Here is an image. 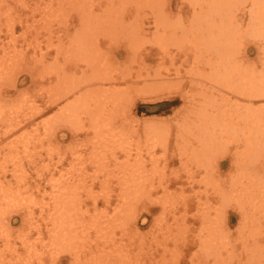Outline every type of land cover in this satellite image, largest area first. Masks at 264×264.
Segmentation results:
<instances>
[{
  "label": "rangeland",
  "instance_id": "obj_1",
  "mask_svg": "<svg viewBox=\"0 0 264 264\" xmlns=\"http://www.w3.org/2000/svg\"><path fill=\"white\" fill-rule=\"evenodd\" d=\"M71 1L0 0V264H85L88 261L83 254H80L81 251L78 252L79 256L76 255L78 258L74 256V250L70 251V248H76L74 243L70 247L66 246V243L51 241L52 215H50L49 209L53 206V200L56 199L57 194L62 191H64L63 196L65 194L66 197L67 195L75 197V203L79 204L77 211L84 218L91 220L95 214L97 215L95 217H97L98 224L95 229L89 230L92 237L86 239L87 243L95 245L97 242L101 245L105 244L108 239L110 242V238H112L110 243L107 242L113 246L115 252L121 251V248L128 250V254L122 255H125L127 259L125 257L124 260H122L123 257L120 258L121 264H155L156 262L159 264L161 261L163 263L160 264H173L172 262L174 264H240V261H244L243 249L249 246L245 241L242 242L243 237L252 233L250 236L252 242L250 243H254L255 236L260 238L262 235L264 237L262 234L264 233V224L263 227H259L261 234L253 233L257 228L251 232L245 231L241 225L242 211L235 202V192H232L231 188H239L241 182L245 180V177L242 179L243 176H254L257 172L258 188L249 192L255 198V202L258 200V196L263 190H260L259 184L260 182L262 184L264 179V170L261 171L262 167L264 169V148L258 153L260 157L255 163L244 165V167L243 165L237 166L238 161L236 160H245L246 156L243 155L239 158L238 152L242 148L236 147L233 137L227 140V136H225L223 141L227 140V147H219L220 149L216 148L215 151L210 142L211 147H205L210 150H207L208 156L205 155L207 151L204 147L200 151L191 152V147H195L192 142L196 141L195 134H204L208 131L204 128L201 129L199 122L195 121V119L203 117V113L200 114L201 102L208 96L203 93L214 92L217 96L215 98L219 102H222L225 95L228 97L230 95L229 98L232 99H229V104L234 102L237 106L239 99L243 104H247L245 99L242 100L243 97L246 98L247 91L244 94L245 88L241 85L235 87L236 90L225 89L218 83L217 85L213 84L214 81L208 77L212 71L211 59L209 60L211 57V37H205L208 33L207 24L201 23L199 28L202 31L193 30L194 33H191L193 36L191 37L190 34L186 38L185 34L183 35L186 26H183L182 23H179V27L178 25L173 26L174 24L170 22L171 26L175 28L172 31L174 35L168 36L166 34L163 43L160 40L161 44H158L159 39L162 38L155 37L159 31L154 29L156 27L151 22L155 19L156 12L150 6H141L142 4L126 1V8L119 11L116 6L121 5L120 0H80V2L74 0L72 1L74 4ZM239 1H241L239 5L244 4L246 6L244 9L239 8L237 16L231 23V30L237 35H244L245 41L242 50L248 57L246 61L244 60L245 65L248 66L247 69L255 64V68H258L263 74L264 59L261 57L264 56V40H256L254 35H251L254 33V28H252L254 25L250 18L251 0ZM112 2L113 7L109 5ZM261 5L264 7V0H261ZM104 7H106L105 11L103 10ZM164 8L166 11L162 14L164 16L169 14L167 15L168 18L166 17L168 22L173 20L176 22L177 19L180 20L182 15V20L188 25L195 10L188 3V0H169L165 2ZM110 9H112L111 13ZM115 9L118 12H114ZM138 9L143 15V19L140 15L143 22H141L140 29L136 31L140 33L139 36L136 35V32L134 33L136 42L130 45L129 40L123 35L119 36L112 33L115 32L111 30L114 25L111 24L110 26L109 22L115 21L116 24H120L119 22L123 21V25H131L132 18H134L133 11H138ZM115 13H118L116 19L119 17V19L121 18L120 21H118L119 19L113 20L114 17L112 18V16ZM204 14L209 17V14L203 13V16ZM19 15L23 18L29 17V20H24V23H21ZM45 15H51L49 20L46 19ZM105 15L108 18L105 21L109 20L106 24L103 21L106 19L104 18ZM99 16L100 18H98ZM101 17H103L102 20ZM97 20L101 23H98ZM149 20H151L150 23ZM9 21L14 22L12 32L8 29ZM32 24L34 27L31 26ZM46 24L49 25L47 28ZM85 24L95 26L94 29L92 26L89 27L91 32L88 31L90 33L87 37L90 36V38L84 37L86 39L82 40H87L89 45L92 43L90 46L97 44L92 46L91 49L94 51L91 52L93 54L100 52L98 53L101 55L100 57L96 53L99 58L96 59L97 61L102 62L104 59L109 62L110 68L108 67V69L110 71L106 70L108 73L103 70L100 73L98 70L96 72L92 66L87 64L89 58L85 53L87 50L84 51L86 42L83 41V43L80 41L81 39H78L82 34L81 30L84 27L88 28ZM98 24H100L99 27ZM149 26L151 28L148 29ZM159 26L161 27V25ZM106 27H108V31ZM99 28L106 29L99 30ZM258 31L261 35L264 29L261 28ZM180 35L184 37L182 38ZM198 35L201 41L198 39ZM202 37L204 38L202 39ZM196 41L200 42L196 43ZM207 41L209 42L207 43ZM80 43H83V49ZM165 43L167 44L164 46ZM199 44L203 51L209 50L207 52L209 57L206 55L199 57L195 48ZM95 48H99L98 51ZM72 49L76 51H74L76 55L74 52H70ZM145 49L150 51L148 55L144 53ZM135 51L138 52L135 53ZM79 53L82 56V61L79 58L81 56L76 59V56L80 55ZM11 62L14 68H9ZM94 71L99 76L91 75L92 72L96 74ZM157 72L159 76H157ZM105 73H107L108 78H103L106 76ZM67 79L70 81L67 82ZM161 81L163 82L160 83ZM101 86L104 89L108 88V90L104 91ZM211 86L215 87L212 88ZM91 87L93 91L90 89ZM111 88L113 89L110 90ZM97 89L103 91H99L100 94L111 92L110 95H117L118 99L116 96L114 97L116 99L112 97L109 99L107 96V98L101 97V95L98 97ZM240 89L243 90V93ZM122 90L125 93H122ZM85 92H89L88 95L92 94L93 97L91 95H89L90 98L85 96L87 95L84 94ZM237 93L242 98H239ZM203 95L206 97L204 98ZM174 98H176V102L171 101ZM111 99L115 101L112 102ZM262 102L264 103L263 100ZM113 104H115V107L113 106L114 111L111 107ZM100 105L105 108L104 111ZM67 107L70 109H68L69 112ZM100 109L102 110L99 112ZM107 109L112 111H110L111 115ZM197 109L199 112L196 111ZM261 109L264 112V104ZM90 110L92 111L90 112ZM252 110L254 109L252 108ZM207 116H211V114L209 113ZM228 118L230 119L231 116ZM259 118L260 115H252V113L249 116L244 115L242 116L244 121L238 123L237 128H243L252 119L257 120ZM193 121L197 125L192 123ZM230 124L231 127H235L234 121H231ZM182 125L184 129L181 127ZM204 125L203 127L206 126ZM186 126L188 127L186 128ZM101 128L103 129L101 130ZM151 131L153 132L151 133ZM180 133L181 135H179ZM160 135L166 136L164 137L165 144L160 142L164 139ZM103 138L105 141L110 138L111 142L110 140L109 143L105 142ZM263 139L264 137L261 138V140ZM154 141L157 142L154 143ZM161 144L164 145V148ZM186 148L188 151L185 150ZM100 152H103V157H99ZM121 162L122 166L119 165ZM134 162L140 163L138 168L136 164H133ZM94 172H97V176ZM122 172L125 174L124 176ZM133 174L134 178H137L136 175L138 178L141 175L139 180L141 179L143 182L145 179V183L141 184L137 180L138 183L136 184ZM106 175L110 177L108 178ZM129 175L132 177L127 179L128 181H124L123 179L128 178L126 176ZM123 181L128 184H124ZM58 182H60L59 184L62 182V185H59ZM125 185L131 190L126 191ZM132 185L135 189L132 188ZM157 185L158 187H156ZM138 187L142 190L140 191L141 195ZM66 191L69 194H66ZM124 191L126 192L123 193ZM135 196L138 198L141 196V198L137 201ZM150 199H155L156 205L150 202ZM230 199L235 200L230 201ZM51 203L53 204L51 205ZM120 205H124L123 208ZM126 205L129 207L127 208ZM115 206L119 208L116 209ZM214 206L221 209L217 212ZM124 207L128 210H125ZM130 207L134 209L129 211ZM207 213L211 214H209V218L204 219L203 214ZM172 216H175L176 219ZM211 216L212 218L216 217L218 221H212V230L207 228ZM256 216L258 221L256 224L264 222V215L261 217L260 214H257ZM122 220L125 222L119 224ZM181 227L184 234L179 231ZM96 230L101 235L95 236ZM208 235L211 237V248H209L210 244L205 241L210 238ZM113 241L114 243H112ZM81 243L78 241V249H81L83 244ZM167 246L168 251L165 249ZM109 252L113 253V251ZM161 252L165 261L160 259L162 258ZM88 256L90 260V254ZM112 256L107 257L112 259L110 258ZM168 256L169 258H166ZM128 258L130 261L126 263ZM114 261L118 263V259Z\"/></svg>",
  "mask_w": 264,
  "mask_h": 264
},
{
  "label": "bare ground",
  "instance_id": "obj_2",
  "mask_svg": "<svg viewBox=\"0 0 264 264\" xmlns=\"http://www.w3.org/2000/svg\"><path fill=\"white\" fill-rule=\"evenodd\" d=\"M5 1V0H4ZM59 1V0H58ZM66 1V0H65ZM72 1H74V0H72ZM71 1V2H72ZM84 1V0H83ZM89 1V0H88ZM125 1V2H124ZM126 1H128V2H135L136 4H142L141 6H143V5H146V6H150V8H152V10H154L156 13H155V19L154 20H152V22H151V20H149V23L151 22V24L152 23H154V26L156 27V28H154L155 30H157V31H159V33H158V35L157 36H155V37H160V38H162V39H159V41L160 40H162V43H163V39H165V36H166V34L169 36V35H171V34H173L174 35V32H172L175 28L174 27H172L171 26V24H174L173 26H175V25H178V27L180 26L179 25V23H182L183 24V26L185 25L186 26V31H184L185 33H183V35L185 34V37L187 36L188 37V35H190L191 33H194L193 32V30H201L200 28H199V25L201 24V23H205V24H207V28H208V33L206 34V38H209V37H211L210 39H211V50H210V52H211V57H209L208 56V51L207 52H205V50L203 51V48H201L202 46L199 44V46L198 45H196V49H197V54L199 55V57L200 56H208L209 57V60L211 61V65H210V67H211V71H212V73L211 74H208V77H210L211 78V81H214V83L213 84H216L217 85V83H218V85L220 86H222L223 88H225V89H232V90H236V88L235 87H237V86H242L243 88H245L244 89V94H245V92L247 91V95L249 96V97H251V98H249L247 95H246V98H242L238 93V97L239 98H242V100H244L245 99V101H246V103L247 104H243L242 102H241V100L239 99V102H238V104H237V106H236V104L234 103V102H231L230 104L228 103V101H229V99L231 100L232 98H229L230 97V95H229V97L228 96H224V98L222 99V102H219L216 98H215V96H216V94L214 93V92H205V93H203V94H207L208 96L206 97L205 95H203V97L205 98V100H202V102H201V104H202V106H201V109H200V114L201 113H203L202 115H203V117H201V118H197V119H195V121L196 122H199L198 124H200L201 125V129L202 128H204V129H206V130H208L206 133H202V134H199V135H197V134H195L196 135V141H198L199 142V144H198V142L196 143V141H192L193 142V144L195 145V147L193 146V147H191V152H196V151H200L201 150V148H205V147H207V146H209V148L211 147V145H210V142H211V144H212V147H213V150L215 151V149L216 148H218V149H220V148H224V147H227V144H226V141L228 140V138H230V137H233L234 138V143L236 144V147H239L241 150L238 152V156H239V158H241L243 155L244 156H246L245 158V160L243 159V160H241L240 161V159L239 160H236V161H238L237 162V166L239 165V167H241L242 165H243V167H244V165L246 166L247 164L249 165V164H253V163H255V161L260 157V155L258 156V153H260L261 152V149L263 150V148H264V139L263 140H261V138H263L264 137V112H262L261 110V107H262V105L264 104L263 102H262V100L264 101V80H263V74H261L262 72H260V70H258V68H255L256 66H255V64H254V66L253 67H251V68H249V69H247V67L248 66H246L245 65V61L247 60V56L245 55V53L243 52V50H242V46L244 45V35L243 34H241V35H237L236 33H234V32H232V30H231V23L233 22V19L237 16V12L239 11V8H242V9H244L245 7L244 6H246V5H244V4H240L239 5V2H241V1H239V0H188V3H190V5L192 6V8H194L195 10H194V12H193V17L191 16V21H190V24L188 25L187 24V22H186V24H185V22L182 20V15L180 16V20H178L177 19V21L176 22H173V21H167L166 19L168 18L167 17V15H169V14H167L166 16H164V14H162L164 11H166V9L164 8V6H165V2L166 1H169V0H120V2H121V5H119V4H117V5H119L118 7L116 6V4H115V6H116V8L117 9H119V11L121 10H124L126 7H125V3H126ZM144 1V2H143ZM172 1V0H171ZM174 1V0H173ZM70 2V1H69ZM79 2H80V0H79ZM86 2V1H85ZM27 3V2H26ZM66 3V2H65ZM73 4H74V2H72ZM82 3H84V2H82ZM81 3V4H82ZM58 4V3H57ZM80 4V5H81ZM90 4H91V1H90ZM113 2L111 3V4H109V5H111L112 7H113ZM77 5V4H76ZM9 7H10V5H8ZM88 7H89V4L87 5ZM114 6V7H115ZM78 7V6H77ZM105 8L106 7H104L103 8V10L105 11ZM50 9V8H49ZM58 9V8H57ZM241 9V10H242ZM44 10V9H43ZM51 10V9H50ZM63 10V9H62ZM80 10V9H79ZM89 10H90V8H89ZM96 10V9H95ZM109 10V9H108ZM111 10L112 9H110V13H111ZM56 11V10H55ZM117 10L115 9L114 10V12H116ZM49 12V11H48ZM67 12V11H66ZM88 12V11H87ZM93 12V11H92ZM113 12V13H114ZM118 12V11H117ZM124 12V11H123ZM250 12H251V14H250V18H251V22H252V24L254 25V26H252V28H254V33H251V35H254L253 37L254 38H256V40H258V39H263L264 40V32L261 34V35H259V31H258V29H261V28H263L264 29V7L261 5V0H251V8H250ZM9 13H10V11H9ZM47 13V12H46ZM63 13H64V11H63ZM90 13V12H89ZM121 12H119V14H120ZM153 13V12H152ZM203 13H207V14H209V17H207V15L206 14H204V16H203ZM84 14V13H83ZM95 14H98V13H95ZM94 14V15H95ZM104 14V13H103ZM116 14L118 15V13H115V15L114 16H112V18H113V20L114 19H116ZM124 14V13H123ZM133 14H134V18H132L133 19V22H132V24L131 25H123L122 23H123V21L121 22L120 21V19H119V17H117L118 19H116V20H118V21H120L119 23L120 24H116L117 22H115V21H112L111 23L109 22V20L106 22L105 20H107L108 18H106V15H105V17L104 18H106V19H103V21H105V23L104 24H106V23H108L109 22V24H110V26H111V24L112 25H114V27H110L111 28V30L112 31H115V32H112V33H114V34H116V35H119V36H124L127 40H129V43H130V45H131V43H132V45H133V43L134 42H136L135 41V39H134V33L137 31V30H139L140 29V27H141V22H143L141 19H140V15H141V10L140 9H138V11L137 10H134L133 11ZM57 15V14H56ZM100 15V14H99ZM121 15V14H120ZM12 16V15H11ZM51 16V15H50ZM50 16H46L45 15V17H46V19L47 20H49L48 18H50ZM54 16H55V14H54ZM53 16V17H54ZM64 16V15H63ZM68 16V15H67ZM95 16H97V15H95ZM111 16V15H110ZM142 16V19H143V15H141ZM145 16V15H144ZM206 16V17H205ZM57 17V16H56ZM66 17V16H65ZM85 17V16H84ZM109 17V16H108ZM138 17V18H137ZM167 17V18H166ZM179 17V16H178ZM12 18V17H11ZM87 18H88V16H87ZM90 18V17H89ZM98 18H100V16L98 17ZM102 18L103 17H101V20H102ZM137 18V19H136ZM19 19H20V22L21 23H24V20L26 21V20H29V17H25V18H23L22 16H20L19 15ZM52 19V18H51ZM55 19V18H54ZM53 19V20H54ZM66 19V18H65ZM109 19H110V17H109ZM138 19H139V21H138ZM171 19V18H170ZM10 20H12V19H10ZM45 20V19H44ZM89 21V20H88ZM87 21V22H88ZM98 21V20H97ZM96 21V22H97ZM166 21V22H165ZM186 21V20H185ZM10 23H9V25H8V29L10 30V32H12L13 31V28H14V22H11V21H9ZM44 22V21H43ZM49 22V21H48ZM47 22V23H48ZM90 22V21H89ZM146 22V21H145ZM170 22H171V24H170ZM188 22H189V20H188ZM61 23V22H60ZM82 23V22H81ZM98 23H101L100 21H98ZM28 24V23H27ZM181 24V25H182ZM86 26H88V28L87 27H84V29L83 30H81V36H79L78 37V39L81 41V42H86L85 40H82V39H86V38H90V36L89 37H87V35H88V33H90L91 31H90V29H89V27H91L92 25H87V24H85ZM121 25H123V26H121ZM146 25H148V24H146ZM157 25V26H156ZM159 25H161V27L159 26ZM31 26H33L34 27V25L32 24ZM49 26V25H48ZM47 26V24H46V28L48 27ZM95 26V25H94ZM94 26H92V29H94L93 27ZM100 26V24H98V27ZM107 26V25H106ZM109 26V25H108ZM182 26V27H183ZM196 26H198V28H196ZM203 26V25H202ZM201 26V27H202ZM98 27L96 28V30L98 29ZM103 28H104V25H103ZM103 28H101L102 30H105L106 28H107V31H108V27H106L105 29H103ZM149 28H151V26H149L148 27V29ZM158 28V29H157ZM82 29V28H81ZM100 28H99V30H101ZM180 29V28H179ZM79 30V29H78ZM110 30V29H109ZM88 31H90V32H88ZM202 31V30H201ZM38 33V32H37ZM40 33V32H39ZM38 33V34H39ZM101 33V32H100ZM109 33H111V32H109ZM79 34V35H80ZM138 34H140V33H137L136 32V35L137 36H139ZM85 35V36H84ZM92 35V34H91ZM108 35V34H107ZM143 35V34H142ZM145 35V34H144ZM177 35V34H176ZM179 35V34H178ZM202 35H204L203 34V32H202ZM95 36V35H94ZM93 36V38H96V37H94ZM114 36V35H113ZM152 36V35H151ZM193 35L191 34V37H192ZM195 36V35H194ZM84 37H86V38H84ZM92 37V36H91ZM153 37V36H152ZM154 37V38H155ZM178 37V36H177ZM180 37H182L181 35H180ZM184 37V36H183ZM182 37V38H183ZM186 37V38H187ZM198 37H199V35H198ZM197 37V38H198ZM252 37V38H253ZM92 38V39H93ZM204 37H202V39H203ZM76 39H77V37H76ZM113 39V38H112ZM157 39V38H156ZM156 39H155V42H156ZM190 39V38H189ZM189 39H186V40H189ZM198 39H200V41H201V38L199 37ZM173 40V39H172ZM72 41V40H71ZM78 41V40H77ZM79 41V42H80ZM148 41V40H147ZM190 41V40H189ZM199 41V42H200ZM59 42V41H58ZM78 42V43H79ZM83 42V43H84ZM95 42V41H94ZM111 42V41H110ZM128 42V41H127ZM158 42V41H157ZM169 42V41H168ZM191 42V41H190ZM198 41H196V43H199ZM209 41H207V43H208ZM64 43V42H63ZM72 43V42H71ZM83 43H80L81 44V48L83 49L84 48V45H83ZM96 43V42H95ZM98 43V42H97ZM139 43V42H138ZM174 43H176V42H174ZM207 43H205V45L207 46ZM48 44V43H47ZM79 44V45H80ZM92 44V43H91ZM90 44V45H91ZM152 44V43H151ZM158 44H161V41L158 43ZM167 43H165L164 44V46L166 45ZM203 44V43H202ZM65 45H66V43H65ZM89 45V43L88 42H86V45H85V48H84V51L85 50H87V51H85V53H87V55H88V58H89V63L87 62V64H88V66H92V68H94L95 69V71L97 72V70H98V72L100 73V72H102V70L103 71H106V70H109L110 71V69H108V67H109V62L108 61H105L104 59H103V61L102 62H100V61H97L96 59H99L98 58V56L97 55H99L98 53H100V52H96L97 53V55H96V53L95 54H93L92 52L94 51H92V46H90ZM95 45H97V44H95ZM94 45V46H95ZM129 45V46H130ZM140 45V44H139ZM138 45V46H139ZM143 45V44H142ZM175 45V44H174ZM63 46H64V44H63ZM71 46V45H70ZM93 46V47H94ZM99 46V45H98ZM163 46V47H164ZM177 46V45H176ZM191 46V45H190ZM194 46H195V44H194ZM201 46V47H200ZM67 47V46H66ZM69 47V46H68ZM80 47V46H79ZM131 48H132V46H130ZM205 47V46H204ZM162 48V47H161ZM189 48V47H188ZM187 48V49H188ZM75 49V48H74ZM74 49H72V50H70V52L72 51V52H74L75 50ZM78 49V48H77ZM80 49V48H79ZM99 49V48H98ZM98 49L97 48H95V50H97L98 51ZM165 49V48H164ZM186 49V50H187ZM81 50V49H80ZM79 50V51H80ZM101 50V49H100ZM137 50V49H136ZM138 50H139V48H138ZM146 51L144 52L146 55H148L149 53H150V51H148V49H145ZM185 50V49H184ZM190 50V49H189ZM92 51V52H91ZM107 51V50H106ZM134 51V50H133ZM64 52V51H63ZM76 52V51H75ZM74 52V53H75ZM136 52H138V51H135V53ZM177 52V51H176ZM18 54V53H17ZM68 54V53H67ZM78 54V53H77ZM80 54V53H79ZM134 54V53H133ZM75 55H76V53H75ZM173 55V54H172ZM240 55V56H239ZM241 55H242V57H241ZM78 56H81V54L80 55H77L76 56V59H77V57ZM101 55H99V57H100ZM134 56H136V55H134ZM133 56V57H134ZM56 57V56H55ZM74 57V56H73ZM105 57V56H104ZM80 58V60H81V58H82V56L81 57H79ZM78 58V59H79ZM246 58V59H245ZM105 59H106V57H105ZM195 59V58H194ZM261 59H264V56H262L261 57ZM79 60V61H80ZM245 60V61H244ZM58 61V60H57ZM82 61V60H81ZM14 62V61H13ZM113 62V61H112ZM207 63H210V62H207ZM15 64V63H14ZM159 64V63H158ZM9 65V64H8ZM10 65H11V67H9V68H14L13 67V65H12V62L10 63ZM18 65V64H17ZM209 65V64H208ZM244 65H245V67H244ZM16 67V66H15ZM84 67V66H83ZM98 68V69H97ZM100 68V69H99ZM110 68V67H109ZM84 69V68H83ZM93 69V70H94ZM7 70V69H6ZM141 70V69H140ZM9 71V70H8ZM11 71H14V70H11ZM10 71V72H11ZM83 71V70H82ZM94 71V72H95ZM9 72V73H10ZM95 72V73H96ZM107 72V71H106ZM114 72V71H113ZM8 73V72H7ZM108 73V72H107ZM107 73H105L106 74V76H104L103 78H105V77H107ZM160 73V72H159ZM68 74V73H67ZM90 74V73H89ZM105 74H102V75H105ZM110 74H111V72H110ZM117 74V73H116ZM148 74H150V73H148ZM2 75V74H1ZM91 75H98L97 73L96 74H94L93 72H92V74ZM128 75V74H127ZM126 75V76H127ZM140 75H142V74H140ZM155 75V74H154ZM90 76V75H89ZM99 76V75H98ZM149 76H151V75H149ZM157 76H159L158 75V72H157ZM157 76H155V77H157ZM163 76V75H162ZM6 77H7V74H6ZM6 77H4L5 79H6ZM70 77V76H69ZM139 77V76H138ZM90 78V77H89ZM96 78H97V76H96ZM95 78V79H96ZM108 78V77H107ZM111 78V77H110ZM154 78V77H153ZM3 79V78H2ZM9 79V78H8ZM72 79H74L73 77H72ZM78 79V78H77ZM112 79V78H111ZM156 79V78H155ZM209 79V78H208ZM75 80V79H74ZM84 80H85V78H84ZM65 81V80H64ZM67 82H69L68 81V79L66 80ZM100 81H101V79H100ZM103 81V80H102ZM105 81V80H104ZM159 81V80H158ZM171 81V80H170ZM2 82V81H1ZM60 82V81H59ZM78 82V81H77ZM93 82H95V81H93ZM163 81H161L160 83H162ZM21 83V82H20ZM79 83H80V80H79ZM82 83V82H81ZM13 84V83H12ZM60 84V83H59ZM173 84V83H172ZM212 84V83H211ZM96 85V84H95ZM152 85V84H151ZM155 85V84H154ZM163 85H164V83H163ZM162 85V86H163ZM97 86V85H96ZM149 86V85H148ZM167 83H166V88H167ZM60 87V86H59ZM78 87V86H77ZM103 86H101V88H102ZM105 87H107V86H105ZM150 87V86H149ZM148 87V89H150ZM164 87V86H163ZM212 87V86H211ZM215 87V86H214ZM214 87H212V88H214ZM66 88V87H65ZM68 88V87H67ZM70 88V87H69ZM73 88V87H72ZM95 88V87H94ZM99 88H100V86H99ZM110 88V87H109ZM123 88V87H122ZM125 88V87H124ZM147 88V87H146ZM151 88H154V90L156 89L155 87H151ZM74 89V88H73ZM72 89V90H73ZM91 90H92V87L90 88ZM104 91L105 90H108V88L107 89H104V88H102ZM113 88H111L110 90H112ZM147 89V90H148ZM117 90H120V89H117ZM151 90V89H150ZM241 90V89H240ZM93 91V90H92ZM99 91H102L101 89H99ZM99 91H98V89H97V93H99ZM115 91V90H114ZM123 91V90H122ZM152 91V90H151ZM157 91V90H156ZM229 91V90H228ZM242 91V93H243V90H241ZM103 92V91H102ZM108 92V91H107ZM163 92V91H162ZM63 93V92H62ZM88 93L89 92H85L84 94H87V95H85V96H88L89 97V95H91L92 96V94H89L88 95ZM96 93V94H97ZM109 93V94H108ZM108 93H105V94H103V93H99V95H98V97L101 95V97H109V99H110V97H112V98H114L115 96L117 97V95H115V96H111L110 95V93L111 92H108ZM121 93V92H120ZM122 93H125L124 91L122 92ZM61 94V93H60ZM102 94H103V96H102ZM65 95V94H64ZM80 95V94H79ZM94 95V94H93ZM59 96V95H58ZM82 96H84L83 94H82ZM93 97V96H92ZM95 97H96V95H95ZM95 97H94V99H95ZM106 97V98H107ZM120 97V96H119ZM123 97V96H122ZM128 97V96H127ZM217 97V96H216ZM235 97V96H234ZM57 98V97H56ZM62 98V97H61ZM77 98H78V96H77ZM76 98V99H77ZM81 98V97H80ZM84 98V97H83ZM90 98V97H89ZM105 98V99H106ZM104 99V100H105ZM114 99H116V98H114ZM117 99H118V97H117ZM121 99H123V98H121ZM56 100V99H55ZM79 100V99H78ZM77 100V101H78ZM87 100V99H86ZM93 100V99H92ZM112 100V99H111ZM71 101H73L74 103H75V101L74 100H72L71 99ZM108 101V100H107ZM110 101V100H109ZM113 101H115V100H112V102ZM117 101H119V100H117ZM171 101L172 102H176V98H174V99H171ZM204 101H205V103H204ZM210 101H211V104H210ZM224 101V102H223ZM72 102V103H73ZM120 102V101H119ZM230 102V101H229ZM67 103V102H66ZM103 103V102H102ZM109 103V102H108ZM116 103V102H115ZM118 103V102H117ZM121 103V102H120ZM188 103H190V102H188ZM53 104V103H52ZM76 104V103H75ZM104 104H106V103H104ZM112 104V103H111ZM196 104V103H195ZM259 105V107H257L258 105ZM102 105V104H101ZM100 105V106H101ZM107 105V104H106ZM117 105H119V103L117 104ZM116 105V106H117ZM99 106V107H100ZM113 106L115 107V104H113L111 107L113 108ZM65 107V106H64ZM69 107V106H68ZM67 107V110L69 109ZM74 107V106H73ZM83 107V106H82ZM102 108H103V106H101ZM195 107V106H194ZM199 108H200V106H198ZM197 107V108H198ZM80 108V107H79ZM110 108V107H109ZM108 108V109H109ZM252 108L254 109V110H252ZM76 109V108H75ZM85 109H87V107H85ZM91 109V108H90ZM99 109V108H98ZM107 109V110H108ZM248 109V110H247ZM70 110V109H69ZM69 110H68V112H69ZM93 110V109H92ZM92 110H90V112L92 111ZM102 109H100L99 110V112L101 111ZM105 110V108H103V110L102 111H104ZM115 109L113 108V110L112 111H114ZM194 110V109H193ZM205 110V112H203ZM35 111V110H34ZM89 111V110H88ZM109 111V110H108ZM111 111V110H110ZM109 111V112H110ZM111 111V112H112ZM197 112H199V110L197 109L196 110ZM72 112V111H71ZM111 112H110V115H111ZM194 112H195V110H194ZM37 113V112H36ZM94 113V112H93ZM211 114V116H207V114ZM251 113H252V115H260V118L259 119H257V120H255V119H252L249 123H246V125L243 127V128H237V124L238 123H242L244 120H242V116H249V115H251ZM190 114H192V113H190ZM199 114V115H200ZM70 115V114H69ZM96 115V114H95ZM98 115V114H97ZM109 115V114H108ZM108 115H105V116H108ZM195 115H196V113H195ZM228 116H231V118L229 119L228 118ZM68 118V117H67ZM67 118H66V120H67ZM70 118V117H69ZM97 118H98V116H97ZM97 118H95V119H97ZM195 118V117H194ZM75 119V118H74ZM70 120V119H69ZM72 121V120H71ZM231 121H234L235 122V127L234 126H232L231 127V124H230V122ZM73 122V121H72ZM192 123H194V121L192 122ZM94 124H96V123H94ZM150 124V123H149ZM195 125H197L196 123H194ZM206 126H205V125ZM252 124V125H251ZM110 125V124H109ZM184 125V124H183ZM183 125L181 126V127H183ZM203 125L205 126V127H203ZM234 125V124H233ZM94 126V125H93ZM96 126H98V125H96ZM185 126V125H184ZM190 126V125H189ZM211 126V127H210ZM102 127V126H101ZM180 127V128H181ZM188 126H186V128H187ZM196 127V126H195ZM80 128H81V126H80ZM197 128V127H196ZM100 129V128H99ZM103 128H101V130H102ZM183 129H184V127H183ZM194 129V128H193ZM233 129H235V131H232ZM108 130V129H107ZM156 130H157V128H156ZM190 130V129H189ZM238 130H239V132H238ZM184 131V130H183ZM192 131V130H191ZM51 132V131H50ZM153 131H151V133H152ZM168 132V131H167ZM180 132V131H179ZM192 133V132H191ZM200 133V132H199ZM97 134V133H96ZM101 134V133H100ZM47 135H48V132H47ZM97 135H99V134H97ZM104 135H107V134H104ZM179 135H181V133L179 134ZM183 135V134H182ZM95 136V135H94ZM103 136V135H102ZM101 136V137H102ZM152 136H154V135H152ZM161 137H166L165 135L164 136H162V135H160ZM225 136H227V140L225 139L224 141H223V139L225 138ZM48 137V136H47ZM46 137V138H47ZM60 137H61V135H60ZM66 137V136H65ZM99 137V136H98ZM179 137H181V136H179ZM105 138V137H104ZM103 138V139H104ZM184 138H185V136H184ZM183 138V139H184ZM95 139H96V137H95ZM101 139V138H100ZM112 139H113V137H112ZM159 139H160V137H159ZM158 139V140H159ZM167 139V138H166ZM261 141H260V140ZM110 140V142H111V139L109 138L108 140H106L107 142ZM140 140V139H139ZM163 140V141H162ZM160 142H164L165 141V138L164 139H162ZM104 141H105V139H104ZM105 141V142H106ZM113 141V140H112ZM148 141V140H147ZM152 141V140H151ZM167 141V140H166ZM186 141V140H185ZM155 142H157V141H154V143ZM98 143H99V141H98ZM109 143V142H108ZM107 143V144H108ZM139 143V142H138ZM149 143V142H148ZM154 143H152V144H154ZM158 143H159V141H158ZM185 143V142H184ZM188 143V142H187ZM97 144V143H96ZM115 144V143H114ZM160 144V143H159ZM164 144H165V142H164ZM177 144H178V142H177ZM181 144V143H180ZM122 145V144H121ZM162 145V144H161ZM181 145H183V144H181ZM104 146V145H103ZM102 146V147H103ZM106 146V145H105ZM115 146V145H114ZM146 146V145H145ZM164 145H162V147H163ZM185 146V145H184ZM183 146V147H184ZM186 146H187V144H186ZM189 146V145H188ZM129 147V146H128ZM156 147V146H155ZM181 147V146H180ZM220 147V148H219ZM108 148V147H107ZM111 148V147H110ZM148 148V147H147ZM153 148V147H152ZM164 148V147H163ZM180 149V148H179ZM179 149H178V151H179ZM217 149V150H218ZM122 150V149H121ZM131 150H133V149H131ZM181 150V149H180ZM185 150H187V148L185 149ZM184 150V151H185ZM202 150H204V149H202ZM205 150L207 151V150H209V149H206L205 148ZM96 151H97V149H96ZM101 151V150H100ZM106 151V150H105ZM124 151V150H123ZM129 151V150H128ZM148 151V150H147ZM188 151V150H187ZM186 151V152H187ZM190 151V150H189ZM210 151V150H209ZM213 151V152H214ZM104 152V151H103ZM102 152V153H103ZM181 152H182V150H181ZM205 152V151H204ZM217 152V151H216ZM263 152V151H262ZM96 152H94V154H95ZM97 153H99L98 151H97ZM96 153V154H97ZM102 153L100 152V156L99 157H103L102 156ZM111 153V152H110ZM131 153V152H130ZM202 153V152H201ZM108 154V153H107ZM234 154V153H233ZM93 155V154H92ZM104 156H105V154H103ZM185 155V154H184ZM183 155V156H184ZM205 155L206 156H208V151L207 152H205ZM97 156V155H96ZM116 156V155H115ZM153 156V155H152ZM166 156V155H165ZM202 156V155H201ZM263 156V155H262ZM106 157V156H105ZM104 157V158H105ZM113 157V156H112ZM198 157V156H197ZM204 157V156H203ZM202 157V158H203ZM103 158V160H104V162H105V159ZM113 158H115V157H113ZM190 158V157H189ZM254 158H256V159H254ZM154 159V158H153ZM157 159V158H156ZM187 159H188V157H187ZM102 160V159H101ZM102 160V161H103ZM155 160V159H154ZM98 161H100V160H98ZM109 161V160H108ZM101 162V161H100ZM104 162H102V163H104ZM123 162V161H122ZM122 162H121V164L119 163V165H121L122 166ZM128 162H129V160H128ZM138 162H140V161H138ZM155 162V161H154ZM158 162V161H157ZM114 164H115V162H113ZM125 164V163H124ZM134 165L136 164V162H134L133 163ZM139 164L140 163H138V164H136L137 165V168H138V166H139ZM142 164H143V162H142ZM141 164V165H142ZM117 165V164H116ZM144 165V164H143ZM156 165V164H155ZM82 166V165H81ZM99 166V165H98ZM129 167L131 166V164L130 165H128ZM157 166V165H156ZM155 166V167H156ZM206 166V165H205ZM140 167H142V166H140ZM154 167V166H153ZM105 168V167H104ZM121 168V167H120ZM128 168V167H127ZM143 168V167H142ZM141 168V169H142ZM144 169V168H143ZM142 169V170H143ZM150 169V168H149ZM262 170L261 171H263L264 169H263V167L261 168ZM99 170V169H98ZM101 170V169H100ZM138 170V169H137ZM139 170H140V168H139ZM156 170V169H155ZM154 170V171H155ZM122 171V170H121ZM124 171H126V169H124ZM97 172H99V171H97ZM97 172H94V174H95V176H97ZM130 172H132V171H130ZM136 172V171H135ZM146 172V171H145ZM152 172H153V169H152ZM244 172V171H243ZM242 172V173H243ZM103 173V172H102ZM126 173V172H125ZM129 173V172H128ZM149 173V172H148ZM155 173H156V171H155ZM155 173H152V174H155ZM99 174V173H98ZM114 174V173H113ZM127 174V173H126ZM136 174H137V172H136ZM241 174V173H240ZM122 175L124 176L125 174L122 172ZM131 175V174H130ZM126 176V177H128V178H126V179H123L124 181H126L127 179H129L130 177H132V176ZM160 175V174H159ZM158 175V176H159ZM243 175V174H242ZM249 175V174H248ZM263 175H264V173H263ZM80 176H81V174H80ZM94 176V177H95ZM107 176V175H106ZM137 176V178H138V175H136ZM141 176V175H140ZM140 176H139V178H140ZM256 176H257V172H256V174H254V176L252 175V176H247V175H245V176H243L242 177V179L244 178L245 180L243 181V182H241V184L239 185L240 187L239 188H234V187H232L231 188V190H232V192H235V199H230V201H232V200H235V202H236V204L239 206L238 208H240V210L242 211V218H241V220H242V223H241V225H242V227L243 228H245V231L247 230H249L250 232L251 231H253V230H255V228H257V230H255V231H253V233H255L256 235H257V232L259 233V234H261L260 233V229H259V227H263V224H264V222H262V223H257L256 224V222H258L257 221V214L259 215L260 214V216L262 217V215H264V179H263V182H262V184H261V182H260V184H259V188H260V190L261 189H263L262 191H261V193H260V195L258 196V200L255 202L254 201V199L255 198H253V196L251 195V190L252 189H257L258 188V182H257V178H256ZM260 176V175H259ZM108 178L110 177V176H107ZM120 177H122V176H120ZM142 177V176H141ZM163 177V176H162ZM162 177H161V179H162ZM102 178V177H101ZM133 178H134V174H133ZM136 177L134 178V180H136L135 182H136V184L138 183V181L137 180H139V178L137 179ZM147 178V177H146ZM263 178V177H262ZM69 179V178H68ZM122 179H121V181H122ZM144 179V178H143ZM260 179V178H259ZM120 180V179H119ZM164 180V179H163ZM124 181H123V183H124ZM128 181V180H127ZM131 181V180H130ZM145 181V179L143 180V182ZM169 181V180H168ZM83 182V181H82ZM139 182H141V179L139 180ZM143 182H141V184L143 183ZM216 182V181H215ZM60 182H58V184H59ZM109 182H108V180H107V184H108ZM120 183V182H119ZM130 183V182H129ZM145 183V182H144ZM143 183V184H144ZM161 183V182H160ZM170 183V182H169ZM74 184V183H73ZM85 184V183H84ZM106 184V183H105ZM106 184V185H107ZM124 184H128L127 182H125ZM140 184V186H142ZM157 184H159V183H157ZM59 185H62V182H61V184H59ZM66 185V184H65ZM130 185H131V183H130ZM129 185V186H130ZM71 186V185H70ZM139 186V185H138ZM139 186V187H140ZM161 186V185H160ZM166 186V185H165ZM63 187V186H62ZM105 187V186H104ZM106 187H108V186H106ZM125 187H126V185H125ZM124 187V188H125ZM139 187H138V189H139ZM144 187V186H143ZM156 187H158V185L156 186ZM156 187H154V188H156ZM167 187V186H166ZM57 188H58V186H57ZM84 188V187H83ZM123 188V189H124ZM132 188H134V186L132 185ZM219 188V187H218ZM65 189H68V188H65ZM72 189V188H71ZM82 189V188H81ZM111 189V188H110ZM129 189V187L127 188L126 187V191ZM135 189V188H134ZM144 189H145V187H144ZM143 189V190H144ZM157 189V188H156ZM90 190V189H89ZM122 190V189H121ZM129 190H131V189H129ZM68 191V190H67ZM66 191V194H69L68 192ZM126 191H124L123 193H125ZM140 191H142L141 189H139V194L141 195V193H140ZM220 191V190H219ZM250 191V192H249ZM63 192L64 191H62V192H59L58 194H57V196L55 197L56 199L55 200H53V202H54V204L53 203H51V205L53 204V206H51L50 207V211H51V213H50V215H52V221H51V223H52V227H51V241L52 242H54V243H60V242H62V243H66V246H70L71 247V244H73L74 243V245L76 246V248H70V251L71 250H74L73 251V254H75L74 256H79V254H78V252L79 251H81V253L80 254H83V256H84V258L85 259H87L88 261H86V263L85 264H111L114 260H116V259H118V263H117V261H114L112 264H119V262H120V264H121V261H120V258L121 257H123V259L122 260H124V257L127 259V257L124 255V256H122L123 254H128L129 252H128V250H122V248H121V251H117V252H115L114 250V248H112L113 246H111L109 243L113 240L112 238H110L111 239V241L109 242L108 240H106L105 241V244H101V245H99V243H97L96 242V244L94 245V244H90V243H87V241H86V239H88V238H91L92 237V234L90 233L89 234V230L90 229H95L96 228V226H97V217H95V215H94V218H91V220H88V219H86V218H84L81 214H79L78 213V211H77V209H78V203H75V197H72V196H69V195H67V197L65 196V194H64V196H63ZM133 192V191H132ZM136 192V191H135ZM144 192V191H143ZM71 193V192H70ZM122 193V194H123ZM52 194V193H51ZM132 194V193H131ZM163 194V193H162ZM75 195H76V193H75ZM133 195V194H132ZM135 195H137V194H135ZM144 195V194H143ZM165 196H166V194H164ZM163 195V196H164ZM91 196V195H90ZM138 196V195H137ZM137 196H135V197H137ZM150 196V195H149ZM148 196V197H149ZM52 197V196H51ZM77 197V196H76ZM108 197V196H107ZM106 197V198H107ZM130 197V196H129ZM132 197H134V195L132 196ZM158 197V196H157ZM161 197H162V195H161ZM161 197H159V198H161ZM79 198V197H78ZM131 198V197H130ZM141 198V196L138 198H136V200L137 199H140ZM229 198V197H228ZM233 198V197H232ZM54 199V198H53ZM80 199V198H79ZM127 199V198H126ZM135 199V198H134ZM108 200V199H107ZM106 200V201H107ZM129 200V199H128ZM131 200V199H130ZM151 201L150 202H153V204L154 205H156L154 202L156 201L155 199H150ZM134 201V200H133ZM138 201V200H137ZM95 202V201H94ZM122 202V201H121ZM121 204V203H120ZM131 204V203H130ZM158 204V203H157ZM167 204V203H166ZM163 205V204H162ZM165 205V204H164ZM121 206V205H120ZM124 206V205H123ZM123 206H121L122 208H123ZM134 206V205H133ZM118 207V206H117ZM126 207H127V205H126ZM129 207V206H128ZM127 207V208H128ZM115 208H116V206H115ZM119 208V207H118ZM118 208H116V209H118ZM125 209V207H124V209L125 210H128V209ZM131 209H129V211L130 210H133L132 209V207H130ZM156 208V207H155ZM163 208H165V206H163ZM214 208H215V211H217L218 212V210H220L219 209V207L218 206H214ZM249 208V209H248ZM80 209V208H79ZM121 209V208H120ZM115 210V209H114ZM124 210V211H125ZM42 211V210H41ZM80 212H81V209L79 210ZM119 211V210H118ZM123 211V210H122ZM165 211V210H164ZM126 213H127V211H125ZM132 212V211H131ZM173 212H174V210H173ZM48 213V212H47ZM151 213V212H150ZM165 213V212H164ZM124 214V213H123ZM127 214H129V213H127ZM126 214V215H127ZM134 214V213H133ZM209 214H211V213H207V214H203L204 216V219H206V218H209ZM121 215V214H120ZM137 215V214H136ZM173 215H174V213H173ZM176 215V214H175ZM179 215H181V214H179ZM221 215V214H220ZM97 216V215H96ZM164 216V215H163ZM50 217V216H49ZM83 219H82V218ZM99 217V216H98ZM135 217V216H134ZM172 217H175V216H172ZM264 217V216H263ZM116 218H118V217H116ZM160 218V217H159ZM162 218V217H161ZM164 218V217H163ZM260 218V217H259ZM258 218V219H259ZM48 219H50V218H48ZM143 219H146V218H143ZM175 219H176V217H175ZM180 219H181V217H180ZM214 220H216V217H213L212 218V216H211V221H210V224H208V227L207 228H210L211 229V223H212V221H214ZM220 220V219H219ZM260 220V219H259ZM165 221V220H164ZM217 221V220H216ZM263 221V220H262ZM125 221H123L122 220V222L120 221L119 222V224H121V223H124ZM177 222H178V220H177ZM218 222V221H217ZM129 224H131L130 222H128ZM176 223V222H175ZM183 224H184V222H182ZM216 223V222H215ZM92 226H91V225ZM145 224V223H144ZM178 224V223H177ZM124 225V224H123ZM181 226V225H180ZM215 226V225H214ZM92 227V228H91ZM121 227V226H120ZM122 228V227H121ZM131 228V227H130ZM152 228V227H151ZM154 228V227H153ZM169 228V227H168ZM134 229V228H133ZM241 229V228H240ZM123 230V229H122ZM151 230V229H150ZM154 230V229H153ZM168 230V229H167ZM182 230V227H181V229H179V231L182 233L183 231H181ZM212 230V229H211ZM246 231V232H247ZM263 231V230H262ZM148 232V230L146 231V233ZM186 232V231H185ZM145 233V232H144ZM173 233H175V232H173ZM133 234V233H132ZM140 234V233H139ZM178 234V233H177ZM183 234H184V232H183ZM262 234H264V233H262ZM99 235H101V233L99 232V231H97L96 230V234H95V236H99ZM122 235V234H121ZM141 236H142V234H140ZM152 235V234H151ZM252 235V233H250V235L249 236H244L243 237V240H242V242H246V244L247 245H249V246H247V247H244V249H243V252H244V257H243V259H244V261H242L243 262V264H264V237L261 235L260 236V238L259 237H256L255 236V241H254V243H250V242H252V237H250ZM167 236V235H166ZM170 236V235H169ZM177 236V235H176ZM175 236V237H176ZM209 236V235H208ZM135 237V236H134ZM181 237V236H180ZM200 237V236H199ZM210 237V236H209ZM241 237V236H240ZM120 238V237H119ZM146 238V237H145ZM169 238V237H168ZM173 238V237H172ZM208 238V237H207ZM206 238V239H207ZM141 239V238H140ZM143 239V238H142ZM141 239V240H142ZM153 239H154V237H153ZM162 239V238H161ZM173 240H175L174 238H173ZM78 241L80 242H82L81 244H82V246H83V248H82V246H81V249H78L77 247H78ZM109 243H108V242ZM120 241V240H119ZM151 241V240H150ZM208 244H210L211 243V237L208 239V240H205ZM176 242H178L177 241V239H176ZM188 242V241H187ZM213 242H215V241H213ZM112 243H114V241L112 242ZM121 243V242H120ZM139 243V242H138ZM143 243H144V240H143ZM161 243V242H160ZM174 243V242H173ZM181 243V242H180ZM182 244V243H181ZM224 244V243H223ZM80 245V244H79ZM120 245V244H119ZM126 245V244H125ZM158 245V244H157ZM156 245V246H157ZM188 245V244H187ZM190 245V244H189ZM188 245V246H189ZM110 246V247H109ZM163 246H165V245H163ZM181 246H183V245H181ZM211 246V244L209 245V248H211L210 247ZM122 247V246H121ZM179 247V246H178ZM208 247V246H207ZM118 248V247H117ZM127 248V247H126ZM167 248H168V246L167 247H165V249L167 250ZM208 248V249H209ZM128 249V248H127ZM163 250H164V248H163ZM168 250H169V248H168ZM167 250V251H168ZM190 250V249H189ZM109 251H113V253H110ZM131 251V250H130ZM152 251V250H151ZM210 251V250H209ZM216 251V250H215ZM232 251V250H231ZM115 252V253H114ZM164 252V251H163ZM174 252V251H173ZM222 252V251H221ZM88 254H90V260H89V256H88ZM161 254V256L163 255L162 254V252L160 253ZM176 254H177V252H176ZM213 254V253H212ZM218 254V253H217ZM232 254V253H231ZM112 256V257H110V258H112V259H108V257L109 256ZM131 255V254H130ZM136 255V254H135ZM149 255V254H148ZM152 255V254H151ZM154 255V254H153ZM76 256V257H77ZM108 256V257H107ZM137 256V255H136ZM135 256V257H136ZM172 256V255H171ZM215 256H217V255H215ZM230 256V255H229ZM114 257V258H113ZM176 257H178V256H176ZM220 257V256H219ZM78 258V257H77ZM138 258V257H137ZM164 258H165V256H164ZM166 258H169V256L168 257H166ZM173 258V257H172ZM230 258V257H229ZM85 259H84V261H85ZM125 259V260H126ZM158 259H159V257H158ZM161 260L163 259V256H162V258H160ZM220 259V258H219ZM246 259V260H245ZM40 260V259H39ZM76 260V259H75ZM164 260V259H163ZM172 260V259H171ZM170 260V262H172ZM188 260V259H187ZM79 261H80V258H79ZM83 261V260H82ZM127 261V262H126ZM125 262L126 263H128V261H130L129 260V258H128V260H126ZM165 261V260H164ZM175 261V260H174ZM246 261V262H245ZM195 262V261H194ZM215 262H216V260H215ZM215 262H213V263H215ZM241 261H240V264L242 263ZM129 263H131V262H129ZM147 263V262H146ZM157 264H158V262H156ZM155 263V264H156ZM160 263H163V261H161V262H159V264ZM168 263V262H167ZM173 264H174V262H172ZM223 263V262H222ZM232 263V262H231ZM133 264H135V263H133ZM169 264V263H168ZM171 264V263H170ZM191 264H196V263H191Z\"/></svg>",
  "mask_w": 264,
  "mask_h": 264
}]
</instances>
